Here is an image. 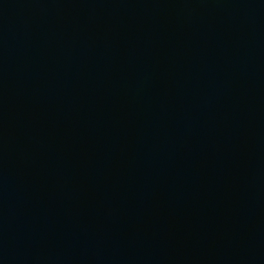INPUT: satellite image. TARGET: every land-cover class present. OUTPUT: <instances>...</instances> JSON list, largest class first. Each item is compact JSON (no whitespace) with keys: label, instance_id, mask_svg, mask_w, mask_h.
Masks as SVG:
<instances>
[{"label":"water","instance_id":"1","mask_svg":"<svg viewBox=\"0 0 264 264\" xmlns=\"http://www.w3.org/2000/svg\"><path fill=\"white\" fill-rule=\"evenodd\" d=\"M0 264H264V0H0Z\"/></svg>","mask_w":264,"mask_h":264}]
</instances>
